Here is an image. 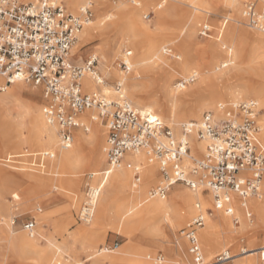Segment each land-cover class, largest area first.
<instances>
[{
  "label": "rangeland",
  "instance_id": "rangeland-1",
  "mask_svg": "<svg viewBox=\"0 0 264 264\" xmlns=\"http://www.w3.org/2000/svg\"><path fill=\"white\" fill-rule=\"evenodd\" d=\"M107 1L110 2V6L101 7L97 2L96 10L93 8L94 16L92 20H101L102 25L91 30L88 39L80 47H78L79 37L73 48V55L77 64H83L91 55L97 54L100 61L99 70L106 78L105 81L108 85L106 87L113 90L115 89V82L122 75V68L119 65L120 59L123 57L122 53H125L126 50H131L132 60L137 54L136 40L132 37L127 20L122 18L120 14L123 10H128L135 4L131 0ZM160 1L147 0V4L135 8L139 19L150 25L154 34L163 33L157 35L156 38L160 46V56L165 62L155 60L151 64L155 68L166 67V63L181 62L186 56L194 55L193 65L191 64L187 70L175 73L172 76L171 88L181 93L186 87H195L202 71H206L209 75L221 73L222 76L231 78L228 83L233 87L232 89L242 92L243 95H239L235 101L246 99L258 101L251 90L243 91V89L251 82L264 84V50L262 48L264 36L246 24L242 14L245 0H237L233 7L227 0H164L162 9L168 4L175 6L178 8V15L171 16V14H167L165 18H158L157 14L161 10V8H158ZM57 2H62L68 10L72 11L68 0H58ZM84 2L86 0H82L81 4H84ZM190 4L193 6L202 5L207 8V11L196 10ZM149 12H151V16L145 17L144 14ZM190 14L194 17L195 27L192 34H190L191 39H189L188 43H181L186 35L180 34L181 26ZM205 26L208 28L209 36L201 34V30ZM229 27H234V35H228ZM252 36H256V38ZM140 40L141 38L137 41ZM223 45H227V47ZM164 46L173 47L174 51L180 55V59L166 54L164 48H161ZM226 61H231V63L222 67V63ZM109 68L116 69L119 72V77L111 78ZM193 70L200 72L198 79L185 88L179 89L176 86L179 79L188 76ZM125 74L130 76L131 82L139 84L138 101L142 105L152 106L153 113L169 125L176 134L178 127L181 130L180 124L201 119L203 113L207 110L215 109L219 101H233L232 98L227 97L225 94H217L214 100L204 103L203 108L196 116H185L178 121L177 126L175 124L171 125L170 121L165 117L162 104L156 100L157 97H150L149 91L154 90L155 84H152L140 70V66H134L130 73ZM5 80L0 82V95L5 96L12 87H16L11 94L12 100L9 113L13 120L17 122L25 121V134H28L29 119L27 116L24 117V115V119H22L21 115L22 113L24 114V110L32 106L43 107L44 110L46 100L43 95V88L29 82H15L9 85V88L3 89L6 83ZM18 85L21 86L19 89ZM124 90L126 97L134 106L144 109L134 102L135 96L132 95L127 81L125 82ZM104 93L113 99V92ZM258 107V123L261 129L260 138H262L261 133L264 132V102L261 99L258 101ZM97 125L104 129L101 122L98 121ZM97 131V127L90 124V132L86 134L96 133L98 135ZM103 136L104 141H106L107 131ZM11 138L12 142L8 150L4 148V145L0 144V264H77L78 262L96 264L95 258L91 259L90 257L99 249L107 248L110 252L103 254L111 255L131 241L130 238L116 228L118 213L112 206L109 207L107 213L101 219L98 218L96 207L90 224L81 223L77 220L78 211L84 200L85 189L88 184L93 185L94 178L91 177V168H83L81 167L82 164H79L74 166L71 173H67L60 165H57L53 173H47L44 171V166H32L33 157L28 156L31 152L42 149L32 148L26 138H24V142H20L15 134ZM57 142H59L58 139L55 144L56 148H47V150H55L56 157L60 151V148L57 147ZM91 147L92 144H88L87 153L90 152ZM22 153L26 156L17 158L20 162L13 163L2 160V158L6 157H18ZM36 162H38V159ZM106 165L107 163L104 162L100 166L101 171L105 169ZM158 181L149 185L147 195L158 184ZM192 191L193 189L188 188V186L177 184L170 188L165 198L173 203L180 198L182 193ZM204 193L208 194V191H204ZM102 196L103 192L98 197V205L102 201ZM259 198L261 200L260 206L264 211V188ZM237 199H239L238 202L240 204V198L237 197ZM248 200L246 198L247 202ZM197 203H200L203 209L212 206L211 202L206 205L200 201H197ZM194 206L196 208L195 213L186 216L181 225L174 227L169 224L161 225L155 231L148 229L139 230L134 241L141 244L144 248L151 247V249H154L152 258L162 254L164 256V264H191L192 259L187 252V242L181 237L180 231L198 212L196 203H194ZM250 208L253 211L252 221L255 222L257 214L251 202ZM14 216L17 217V224L12 226L11 219ZM31 217H35L37 220V227L33 236L29 235L21 226L22 222ZM234 217L231 216L232 225L241 226L240 219L239 224H236ZM209 219L215 221L217 212L214 218ZM88 230H94L95 233L89 235ZM22 235H26L30 239L31 244L29 246H24L21 243ZM263 242L264 227L255 223L244 229L239 239L231 242L228 248L231 253H239L243 246L248 248L253 243L260 245ZM222 248L217 250V253L215 252L211 258L204 260L207 262L214 259ZM257 257V264H260L259 255ZM124 262L122 264H128L126 263L128 261Z\"/></svg>",
  "mask_w": 264,
  "mask_h": 264
},
{
  "label": "built area",
  "instance_id": "built-area-1",
  "mask_svg": "<svg viewBox=\"0 0 264 264\" xmlns=\"http://www.w3.org/2000/svg\"><path fill=\"white\" fill-rule=\"evenodd\" d=\"M94 3L95 0H87L79 11L73 12L55 0H0V75L9 84L24 81L43 88L45 116L57 128L60 149L72 147L76 129L90 131L89 122L81 114L91 110L90 120L107 127L103 181L113 169L123 165L134 169L135 180L140 182L141 166H136L127 156L143 152L149 163L158 164L159 181L150 190L151 197H166L176 183L191 188L203 186L213 196L212 206L203 210L197 204V214L180 231L187 242L191 264H234L229 249L206 263L199 229L208 216L214 217L219 210L235 215L232 192L240 198L246 216L253 217L246 198L260 193L264 186V144L260 139L258 102L254 99L219 101L216 109L205 111L201 119L183 122L181 134L177 135L158 115L129 101L124 90L125 80L115 82L119 94L116 100L100 90H85L82 78L86 75L98 82L106 80L99 70V57L91 55L83 64H77L73 55L81 31L93 19ZM163 5L161 0L158 8ZM263 5L264 0H245L242 14L246 24L264 36ZM144 16L150 17L151 12ZM201 34L209 36L206 26ZM164 52L180 59L173 47L166 46ZM131 56L132 51L126 50L120 59L119 65L125 73L133 69ZM230 63L226 61L222 67ZM198 77L199 72L193 70L181 77L176 86L183 89ZM191 135L205 142L199 155L193 153ZM28 156L33 157L32 166H43L56 152L43 150ZM2 160L20 162L14 156ZM100 192L101 185H87L77 215L79 222L91 223ZM234 221L239 224L238 218L234 217ZM16 224L14 216L11 225ZM21 226L33 236L37 220L31 217ZM260 259V264H264V250ZM155 261L164 262V256H156Z\"/></svg>",
  "mask_w": 264,
  "mask_h": 264
},
{
  "label": "bare ground",
  "instance_id": "bare-ground-1",
  "mask_svg": "<svg viewBox=\"0 0 264 264\" xmlns=\"http://www.w3.org/2000/svg\"><path fill=\"white\" fill-rule=\"evenodd\" d=\"M23 1L38 2L39 0ZM68 1L73 12L78 11L87 2L86 0L84 4H81L82 0ZM131 1L135 5H132L128 10H123L120 13L122 15L120 16L127 20L132 37L134 40H136L137 44V54L135 55L134 60H132V56L130 60L133 67L140 66V70L146 75L152 84H155L154 90L149 91V95L150 97H157L156 100L162 104V107L165 111V117H167L171 125L175 124L177 126L178 121L185 116H196L203 108L204 103L214 100V97L217 94H225L227 97L232 98L233 101H235V99L242 94L241 91L232 89L233 87H231V85L228 83L231 78H226L222 76L221 73L217 75H209L206 71H202L201 76L199 72L200 79L195 87H186L181 93L174 91L170 85L172 76L175 73H181L187 70L188 66H191L193 63L194 55L189 54L190 56H186L181 62L166 63V67L161 66L160 68H155L151 62H154L155 60H162V62H165L160 56V46L156 38L157 35L163 33L154 34L150 25L141 21L139 19L138 12L135 11V8L147 4V0ZM96 2H98V5L101 7L110 6V2L107 0H96L93 5L94 10L96 9ZM227 2L231 5V7H233V5L237 3V0H227ZM190 5L193 6L192 4ZM162 7L163 6L160 7L161 10L157 14L158 18H165L167 14H171V16L178 15L177 7H173L169 4L167 6L165 5V8L163 9ZM193 7L196 10L199 9L200 11H207V8L203 7L202 5ZM232 19L235 21L234 18ZM100 25H102L101 20H92L88 25H86L80 33L81 36L79 35L80 40L78 47H80L83 42L88 39L89 32ZM194 27L195 20L193 15L190 14L184 20L183 25L181 26L180 34H186L183 37L181 43H188L189 39H191L190 34H192ZM234 33V27H229L228 35H234ZM252 37L256 38V36ZM140 38L141 40L137 41ZM223 46L227 47V45ZM165 47L166 46L161 48ZM262 48L264 50V43ZM93 55L97 56L95 53ZM121 73L122 75L120 76V79L125 80V82L127 81L128 86L131 88L132 95L135 96L134 102L136 105L142 106L144 109L154 112L152 106L142 105L140 101H138L137 92L139 84L136 82H131L130 76L123 73V71H121ZM109 75L111 78H117L119 77V72L114 68H109ZM260 75L262 74L260 73ZM2 77H0V82H3L5 79ZM15 82L20 83L24 81ZM82 83L85 87V90H102L106 93L113 92V99H119V94L115 89H107L106 86L108 85L105 79L102 82H98L95 81L91 76L86 75L82 78ZM9 85L11 84L6 82L3 86V89L9 88ZM19 87L21 86L18 85V89ZM15 88L16 87H12V89L5 96L0 95V144L4 145V148L8 150L12 142L11 137L15 134V136L19 138L20 142H24V138H26L32 148L42 149L40 151L46 150L47 148H56L55 144L58 139L57 128L55 125H52L48 122L43 107L32 106L31 108L24 110V114L22 113V119H24L23 115L24 117L27 116L29 119L28 134H25L26 124L24 120L17 122L12 119L9 113V108L12 100L11 94ZM246 90H251L255 94V97L258 99V101L261 99L264 102L263 83L251 82L247 87H245V89H243V91ZM88 113H91V110L82 113L81 117L86 120L85 116ZM89 122L93 126L97 127L98 135L96 133L87 135L86 133L88 132H83V130L80 128L76 129L75 140L72 147L69 149H60L57 157L55 156L53 159H48L45 161L46 164L44 165V171L47 173H53L54 168L57 165H60V167L65 170V172L71 173L74 166L81 164V159L84 158V166L91 168L92 172L96 174V185H101V192H103L102 201L99 203V205L98 200L96 203L98 218L101 219L107 213L110 206L114 207L118 213L116 228L120 230V232H123L126 237L130 238L131 241L127 245H124L122 248H120L119 251L111 255L103 254L109 252L107 248L99 249L93 254L92 257H90L91 259L95 258L96 264H122L124 261H128L126 262L128 264H159L155 261V258H152L154 249H151V247L144 248L141 244H138L136 241H134L137 231L144 229L155 231L159 226L167 224H169L171 227L179 226L184 222L186 216L195 213L196 208L194 203H196V205H200V203H197V201H200L205 205L210 202L212 203L213 196L210 192L205 194L203 192V186L196 188H191L188 186V188L193 189V191L182 193L180 198L173 203L169 202L165 197H151L150 192H148L147 195L149 185L158 180V164L149 163L146 160V156L143 152L129 154L127 156V158L131 159L136 166H141L140 182H136V180L134 181L135 170L127 168L123 165L113 169L111 175H109L103 181V178L100 179V166L107 160V154L105 152L106 141H104L103 136V134H105L107 131V127L103 124L104 129L100 128L97 125L98 121H92L90 118ZM179 134H181V130H179L178 127L177 135ZM261 136L262 138L260 139L264 144V132L261 133ZM189 139L193 147V153L199 155L204 149L205 142L198 140L194 135L189 136ZM88 144H92L89 153L86 151ZM40 151L31 152L30 155L36 154ZM23 156L26 155L23 153L18 155V157ZM94 177L95 175L92 174V178ZM263 188L264 186L261 188L260 193L249 196L253 198L249 199L247 202L249 207L251 202L254 211L257 214V219L255 222L246 216L245 208L239 204V199H237L238 196L234 192L231 193V199L235 212L234 216L240 219L241 226H233L230 221L232 215L227 214L224 210L217 211V219L215 221L213 219H209L214 218L215 216L207 217L204 226L199 229V238L201 244L203 242L202 248L204 252V259L211 258L215 252L217 253V250L222 247L225 248H222L221 251L229 249L228 245L231 242L237 241L242 235L243 230L247 227L252 226L255 223H258L264 227V211L260 206L261 200L259 198ZM249 197H247V199ZM208 219L209 221L207 222ZM94 233V230H88L89 235H93ZM21 243L24 246H29L31 241L26 235H22ZM262 250H264V242L260 245L253 243L248 248L243 246L239 253H231V257H233L232 259L234 264H257V256L259 255L260 257ZM214 260L215 257L214 259L205 262L211 263ZM77 264L85 263L78 262ZM160 264H164V262Z\"/></svg>",
  "mask_w": 264,
  "mask_h": 264
},
{
  "label": "crops",
  "instance_id": "crops-1",
  "mask_svg": "<svg viewBox=\"0 0 264 264\" xmlns=\"http://www.w3.org/2000/svg\"><path fill=\"white\" fill-rule=\"evenodd\" d=\"M96 6H97V2H96ZM95 10H96V9H95ZM100 91H102V90H100ZM102 92H103V91H102ZM215 109H216V108H215ZM89 114H90V113H88V114L85 116L87 122H89V116H88ZM89 124H90V122H89ZM106 130H107V129H106ZM83 132H84V131H83ZM89 132H90V131H89ZM46 150H47V149H46ZM48 150H49V149H48ZM200 153H201V152H200ZM12 157H13V156H12ZM14 157L19 158V157H17V156H14ZM82 159H83V160H82ZM82 159H81V161H82V163H81L82 166H81V167H83V168H87V167L84 166V162H85L84 160H85V159H84V158H82ZM46 161H47V160H46ZM106 161H107V160H106ZM45 163H46V162H45ZM45 163H44V164H45ZM44 164H43V166H44ZM41 168H42V167H41ZM91 174H94V175H95L92 184H93V185H96V184H97V183H96V174L93 173V172H91ZM100 179H102V178H100ZM134 179H135V177H134ZM158 180H159V179H158ZM176 185H177V184H176ZM174 186H175V185H174ZM174 186H173V187H174ZM203 192H204V191H203ZM166 197H167V196H166ZM251 198H252V197H249L248 199H251ZM204 209H205V208H204ZM204 209H203V210H204ZM196 214H197V213H196ZM109 252H110V251H109Z\"/></svg>",
  "mask_w": 264,
  "mask_h": 264
}]
</instances>
